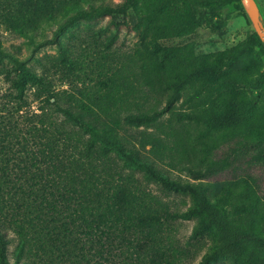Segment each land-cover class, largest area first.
Instances as JSON below:
<instances>
[{"label":"trees","instance_id":"obj_1","mask_svg":"<svg viewBox=\"0 0 264 264\" xmlns=\"http://www.w3.org/2000/svg\"><path fill=\"white\" fill-rule=\"evenodd\" d=\"M221 1L0 0L4 31L24 36L64 20L38 47L58 44L79 21L129 12L138 33L127 65L94 83L87 67V88L70 82L55 92L22 64L0 63V264H174L166 231L177 221H194L189 239L211 241L197 264H264V197L253 173L264 171V110L245 105L250 70L233 69L229 50L195 55L191 44L160 46L187 36L200 10ZM73 65L62 66L70 72ZM138 95L164 105L145 107ZM119 119L169 139L175 159L166 169L156 166L141 155L144 144H126ZM178 168L186 179L172 178ZM227 172L228 181L209 182ZM137 174L165 194L187 196L190 205L168 212ZM10 233L17 240L12 259Z\"/></svg>","mask_w":264,"mask_h":264},{"label":"rangeland","instance_id":"obj_2","mask_svg":"<svg viewBox=\"0 0 264 264\" xmlns=\"http://www.w3.org/2000/svg\"><path fill=\"white\" fill-rule=\"evenodd\" d=\"M255 1L251 0L250 3L255 6L258 15L262 16L264 21V0H259L261 13ZM93 2L96 5L118 4L122 0H93ZM83 7H87V4ZM63 21L62 18L51 19L43 23L36 33L24 36L0 29V63L8 67L22 64L26 70L51 84L54 91L58 92L67 90L70 82L73 83V89L87 88L91 85L84 80L83 73L87 72V67L93 70L91 78L94 83L106 73L107 69H114L121 64L127 65L129 57L137 47L136 18L131 12L125 16H107L94 21H79L58 36V44L38 47L43 41L52 38ZM254 22L248 0H224L201 9L198 16L188 25L187 36L161 41L160 46L181 47L191 44L195 55L229 50L230 55L234 57L231 62L233 69L250 70L242 84L246 96L245 105L261 111L264 110V48H261L260 43H264V34L259 29L261 34L258 35V42ZM105 44H109L108 50L104 48ZM69 61H74V65L70 72H66V68L62 65L68 66ZM60 62H63L62 65ZM4 86L0 82V87L4 88ZM28 96L31 98V93L28 92ZM137 99L145 103V107L157 105L161 109L164 105L162 100L156 102L155 96L148 95L145 100L142 95H138ZM59 103L65 104L62 100ZM36 104V102L31 103L32 109H35ZM123 115L124 112L120 118ZM167 117L166 114L164 118ZM116 128L127 145L141 148L140 145L144 144L140 151L141 155L156 166L166 169L165 164L175 159L173 144L160 133L152 129L129 128L122 124L121 119L118 120ZM145 141H150V144L145 145ZM260 142L264 143V133ZM221 154L220 149L215 157ZM253 173L259 178L258 193L264 197V171L255 168ZM171 176L175 179H186L185 172L180 168L173 171ZM135 178L142 182L141 187L146 192L163 203L168 212H181L190 205L187 196L165 194L157 184L144 183L139 174ZM229 179L230 173L227 172L211 178L209 182L221 184ZM193 225L194 221H177L169 224L166 234L177 250L174 264H197L211 246L207 236L197 240L189 239ZM9 238L11 242L8 255L12 259L17 240L11 233ZM262 239L264 240V237ZM258 248L264 256V248L262 246Z\"/></svg>","mask_w":264,"mask_h":264},{"label":"water","instance_id":"obj_3","mask_svg":"<svg viewBox=\"0 0 264 264\" xmlns=\"http://www.w3.org/2000/svg\"><path fill=\"white\" fill-rule=\"evenodd\" d=\"M248 2H249V8H250V10H251V12H252V14H253V16H254V20H255L254 23H255L256 32H257V34L259 35V34H261V33H260V30H261L262 33L264 34V31H263V28H262V26H261V23L259 22L257 9L255 8V6H253V4L250 3L251 0H248ZM259 29H260V30H259Z\"/></svg>","mask_w":264,"mask_h":264}]
</instances>
